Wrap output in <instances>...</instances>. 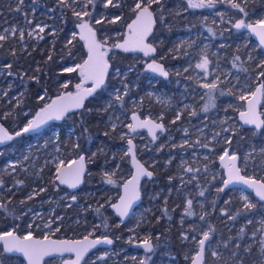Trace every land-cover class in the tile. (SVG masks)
<instances>
[{"label": "flooded vegetation", "instance_id": "af4514ba", "mask_svg": "<svg viewBox=\"0 0 264 264\" xmlns=\"http://www.w3.org/2000/svg\"><path fill=\"white\" fill-rule=\"evenodd\" d=\"M222 2L224 8L222 10H215L216 13L220 12L221 14L215 16L216 22L209 26V29H211L210 34L204 33L200 28L206 25V23L208 24L207 20H205V15L210 12L209 10L199 11L197 14L194 10L193 12L186 10L188 11L187 13L182 12L179 15L174 12L173 8L169 12L164 11L163 13L151 10L154 13L155 23L153 31L146 38V43L152 45L155 51L148 56H145L144 53L125 52L122 49L113 47L116 43H123L129 35V31L126 33V28L135 19V16L129 23L124 25L122 30L114 34L115 38L112 40V43H109L110 41L107 40L105 44V48L107 49L105 59L120 54L121 56L135 60V64L125 69H115L118 73L126 72L127 94H124L123 101H125V104L113 99L114 104H111L112 106L109 107L108 101L110 99H107L102 109L106 113V127L111 130L107 120L112 116L119 117L117 122L122 123L123 131L121 134H124V138L121 140L132 139L133 152L136 158L146 169L153 173L150 180L145 179L141 183L140 204L134 209L129 219L132 218L133 214L144 203L146 189L151 188L158 181L160 183L159 188L163 189L166 186H170L177 189L178 193L174 199L176 204L174 206L173 203L175 208L172 214L176 224L177 219H180L182 215L186 217V220L181 225L177 224L176 229H174L175 240L173 247L165 249L162 232H158L156 235H158L159 239L151 241L154 249L150 253H145L142 249L134 248V246L141 244L142 240L135 239V243L133 241L130 243L128 239L129 232H117L116 238H112L98 229L97 232L91 235L84 233L81 237L68 236L67 234L71 231H56L50 234L49 238L53 240L74 241L81 240L84 236H89L93 240L103 236L112 239L113 243L109 248L94 249L80 264H130L133 261L128 257V253L132 252L142 254V260H145V264H171L165 258L166 253L167 255L171 254L176 259V263L174 264H191L192 257L195 256L198 250V245L192 240V237L196 236L197 240L201 239L202 233L207 231L209 227L212 228V232L210 233L209 240L205 242L204 255L201 260L202 264H241V262L242 264H261L260 241L264 239V202L256 197L255 192L244 190L242 187H228L221 193H217L216 189L223 186V180L228 178L225 165L229 161L226 158L222 163L219 159L224 154L223 149L225 148L228 149L229 154L235 153L239 157L237 166L241 168L242 175L264 182V171L256 166L250 167V169L244 167L242 158L246 147L244 145V130L257 134L260 133V139L264 142V125L260 130L244 128L240 122L239 112L245 110L246 101L238 99L239 95H245V78H247L246 82H249L251 79L249 77H252L253 74L264 71V67H257L261 64L257 62L258 60L253 63L246 62L245 57L249 55V49L245 44V38L247 37V41L255 46L257 53L264 56V51L252 40L247 28L235 29L232 26L239 19H244L247 24L255 25L257 21L264 19V14L262 13L264 10H259L253 14L247 13L245 16L236 10H228V0H222ZM244 4L245 2L242 6ZM161 16L163 20H161ZM198 19L201 23L198 22ZM197 33L198 36L190 38L192 34ZM108 45L112 46V52L111 47ZM202 57H206L209 60L207 76H205L204 70L196 67V64L201 62ZM236 57H239V59H236ZM153 61L163 66L164 70L168 72L167 77L155 74L150 69L145 70L147 65L153 63ZM248 66H254L255 71H250ZM109 70L106 74H108ZM217 77H219L217 89L212 91L215 107H209L208 111L205 112L203 109L205 104L209 103L208 95H206L209 90L201 87V85L211 83ZM115 79L118 84V78ZM260 80L261 78L254 80L257 86L260 84ZM86 82L88 84L87 88L92 86V83L88 81H84L82 85L84 86ZM255 88L253 91H255ZM221 92L224 95H221ZM260 102L259 114L261 120H264V94L261 95ZM106 105L107 107H105ZM75 112L77 111L67 115ZM193 112L195 115L191 114ZM133 114L138 116L140 120L147 119L154 123L162 124L164 131L161 132L157 129V138L155 140L144 131L129 132L126 125L132 123ZM67 115H64L61 121ZM177 115H179V119H177ZM221 121H226V123L222 124ZM0 124L13 136L12 140L0 143V205H2L0 207V224L1 222H18L21 218L28 223H34L35 219H39L40 223L45 222L54 215L53 207H51V202H53L52 195L48 190L50 182L47 183L43 174V170H45V175L50 180L51 168H43L41 161H35L31 153L27 159L24 157L22 164L19 162L18 166L15 167L14 173L8 171H6L8 173H5L3 171L5 164L10 162L14 155L18 156L26 153V147L30 145L33 136L35 137L37 134H22V139H20V136H15V133L20 130L13 133L4 124ZM55 124L58 123L47 125L43 129ZM224 127L236 130V134L232 137V140L236 137V146L239 148V151H236V146H233L231 149V145L224 140V137L232 135L231 131L228 133L222 132L221 130ZM216 132H221V136L214 138V133ZM29 138L30 140L32 138V140L27 143ZM22 142H26L23 146L25 149L23 151L20 150ZM35 144H33L34 149L36 147ZM202 144H208V147H202ZM173 145L176 146L173 147ZM144 146L147 148H144ZM114 150L121 153L120 149ZM171 155L173 156L172 163L175 169L173 171V181L166 179L171 174L164 170L165 166L163 163ZM182 156L185 158L189 157L190 163L183 168L179 166L180 157L182 158ZM254 156L257 155L254 153ZM127 158L129 159V163L126 162L127 168L130 170L131 176L129 155L125 156L124 159L127 160ZM250 163L255 164L256 162L252 160ZM86 164L88 170L89 164L87 160ZM39 166L40 169L37 172L36 168ZM7 168L10 169L9 167ZM185 168H192L193 171L185 172ZM54 175L56 176V172H54ZM156 175H158L157 180L151 184ZM182 175H184L183 178H181ZM193 176L196 178L192 179ZM17 181H21L22 183L18 184ZM122 184H120V187ZM3 187H9L10 189L3 190ZM56 187L64 189L57 184ZM41 188L45 189V191L41 192ZM64 190L69 194H75L79 191L70 193L66 189ZM201 191L204 192L203 196L199 195ZM242 194L248 196L250 202L255 207L250 212L236 215L237 210L243 207L244 201L240 199ZM143 195L145 196L144 198ZM29 196L33 198L28 199ZM119 197L120 190L116 192V197L109 204H116ZM183 199L185 201L189 199L193 201L191 207L192 216L183 214ZM21 201H23L22 210H20ZM63 201L65 202L64 198ZM225 201L230 202L225 204ZM10 204L13 206L12 208L9 207ZM94 205V210L96 211L98 204L94 202ZM90 208L91 205L88 204L87 213L90 212ZM110 209L112 212V207ZM221 210H223L224 214H222ZM64 213L65 210H62V215H54L53 219H58L57 222H59L61 216L64 217ZM160 214L168 219L170 215L169 209L162 208ZM202 215L204 216V220H200V216ZM229 215L236 218L230 220L228 219ZM68 218L69 216L66 217V220ZM74 219L70 223H67V225H71ZM150 219L152 220V217ZM159 222H161V226L164 228V219ZM117 223L118 225H123L118 220ZM8 228L6 231H8ZM144 228L145 226L142 227V229ZM241 228H244L243 233L240 232ZM165 229L167 231V228ZM254 232L255 236H253ZM182 233L188 239H184L181 235ZM234 238L237 241H234ZM235 242L240 247L234 248ZM249 246L251 247V252H246L245 248ZM212 247L219 254L216 258H212L214 250ZM122 248H126L128 251L125 253L118 252ZM106 250L115 252L118 262L110 257H104L103 260H100V255ZM234 252L236 253L235 256L232 255ZM6 257L10 256L5 255L0 250V264L5 263L3 260L7 262ZM70 261H74V257L65 256L47 259L43 264H65V262ZM134 261L137 262L136 259Z\"/></svg>", "mask_w": 264, "mask_h": 264}, {"label": "trees", "instance_id": "16d2710c", "mask_svg": "<svg viewBox=\"0 0 264 264\" xmlns=\"http://www.w3.org/2000/svg\"><path fill=\"white\" fill-rule=\"evenodd\" d=\"M178 0H161V5L152 6L153 10L163 13L164 11H170L174 7L173 4ZM136 0H114V3H118L119 7H104V0H95L93 5L87 7V11L91 13V16L84 17L90 25H93L96 20L101 19V17H106L108 21H111L115 16H120L121 19L116 23H102L94 24L96 32L99 34L100 38H107L112 43L115 36L119 30H122L124 25L129 23L135 14L132 12V8L135 5ZM25 10L21 12V19L23 22H30L29 25L32 26L35 23V18L37 15H41L42 18H47L48 21L55 22L57 28L45 29L43 33L33 38H23L16 40L19 41V46H14L12 43L15 39L7 38L4 41H0V84L2 88L7 89L9 97L17 95L19 99L23 101L19 107L14 106V100L10 103L5 104V100L0 101V123L4 124L5 127L10 130V132H16L22 129L26 124L27 120L33 116L35 112L40 111L41 108L45 106L47 97H56L60 94L61 90L65 91L73 90V83L77 81L76 73L64 72V67L74 59L75 62H83L86 56V51L82 42L74 37L75 25L79 23L77 17L73 14L74 7L72 6V0H67V5L58 4L57 0H23ZM207 3V0H205ZM160 6V8H156ZM248 14H253L259 10H264V0H251L246 1L243 5ZM36 8L37 10H32ZM224 4L222 0H213L212 7H202L194 8L195 13L199 11L209 10H222ZM228 10H234L228 5ZM76 11V10H75ZM51 17V19H49ZM56 19V20H55ZM50 33V31H53ZM42 36L43 39L39 37ZM71 40L72 43L69 44L68 41ZM23 48H22V47ZM109 46V45H108ZM111 52L113 51L112 46ZM13 50H15V55H13ZM51 57V59H49ZM109 72L106 76L104 86L95 92L90 98L84 102V106L77 112L67 115L64 117V124H61V131L58 134L57 143L63 149L62 153H65L66 147L63 145L64 133L66 127H71L73 129L74 137L68 140V146L70 148L74 145L79 144L80 147H74L72 153L77 158L80 155L86 157V160L90 158L91 151L95 150V146L98 144L108 147L111 149H118V147L124 143L121 140V132L123 131V125L121 122H117V128L115 131L109 130L106 127V113L102 111L107 99L111 96L113 87L117 84V80L113 78L112 70L116 68L125 69L129 66L135 64V60L128 58L126 56H121L117 54L109 58ZM11 64L12 68H5L4 65ZM4 70L11 72L14 76V80L8 82L9 77H3ZM126 75V73H125ZM30 77H36V79H30ZM127 77V76H126ZM127 79V78H126ZM247 81V79H246ZM264 81V77H261L260 83ZM67 83L68 87L64 88L63 85ZM23 93L21 97L20 94ZM43 95L44 100H38L37 96ZM125 104V101H123ZM13 110V111H12ZM10 113L11 115L7 118L4 117V113ZM25 113V114H24ZM87 129V131H85ZM109 133L105 135V133ZM244 145L247 146L252 140L261 142L262 140L260 133H254L249 130H244ZM259 136V137H258ZM236 138V137H235ZM233 139L231 143V149L236 146L237 139ZM20 139L22 137L20 136ZM34 139V136H33ZM32 140V138H31ZM30 138L27 141H31ZM26 143V142H25ZM25 143L22 142L20 150L23 151ZM47 143L49 146V141L40 139L37 144ZM35 144V145H37ZM18 151V150H17ZM236 151L239 148L236 146ZM107 159L108 156H100L94 158V165L89 164L87 173L84 178L83 187L77 192L82 193L83 191H90L94 193V196H87L86 201L83 202V198H78L76 200L63 201L60 196L66 193L64 189L56 187L54 171L51 170L50 180L47 178L46 171L43 170L44 178L47 183L50 182L48 190L51 192L52 201L51 207H53L54 215H62V210H65L64 217L61 216L59 222L54 223L51 227H56L57 224L61 225L59 231L72 230L71 225H67L70 221L78 217L79 213L77 207L74 206L76 203H81V206L87 207L88 204L91 205L90 212L87 213V219H92L93 223L98 222V230L103 231L112 238H116L117 232L128 233L127 225H119L117 227V220L113 216L110 208H100V212L94 210V202L96 198L100 195V192L96 190L99 185L95 184L97 182V176L99 175L96 168L100 165L103 159ZM116 159L109 162L107 165L112 167ZM122 165L127 170L126 159L122 161ZM158 178V175L154 177L151 184L154 183ZM91 180L90 182L88 180ZM39 181V180H38ZM124 181H119L121 184ZM118 188V187H117ZM116 192L118 191L115 189ZM119 195V193H117ZM106 196H102L101 199H105ZM145 196L143 195V198ZM9 207H13L11 204ZM20 210L23 208V203L20 202ZM69 216L68 220L66 217ZM162 222V221H161ZM161 222H157L152 226V234L156 235L158 232H162V239L164 245L173 247L174 245V228L171 227L169 231H166V227L162 228ZM107 227H104V224ZM29 223L21 218L18 222H1L0 232L6 231L8 227H13L19 233L25 231ZM114 234V235H113ZM19 235V234H18ZM20 236V235H19ZM234 241L235 238L233 239ZM3 260V264H22V261L18 258L6 257Z\"/></svg>", "mask_w": 264, "mask_h": 264}, {"label": "snow or ice", "instance_id": "6c2138e0", "mask_svg": "<svg viewBox=\"0 0 264 264\" xmlns=\"http://www.w3.org/2000/svg\"><path fill=\"white\" fill-rule=\"evenodd\" d=\"M58 4L60 5H67V0H57ZM95 0H85L83 3L82 11H73V14L77 17L79 23L77 27L81 30L80 37L81 39L87 40V47H88V59L84 61L83 64H78L75 67H66L63 69L64 72H74L79 70V74L81 76V84H77L76 88L78 91L73 94L71 92L65 93L61 96H58L55 100H52L51 103L45 104L40 111L36 112L35 117L33 119L28 120L27 124L15 133V136H21L23 133H29L32 131H36L42 125H44L48 120H60L65 113H67L70 109H80L84 106L85 98L91 96L96 89L100 88L101 85L105 83V74L108 70V61L105 59V55L107 53V49L105 48V44L107 41H99L97 40L96 36L97 33L90 26V24L84 20V17L91 16V13L87 11V7L89 5H93ZM20 3H23V0H20ZM72 3H76V0H72ZM231 8L238 11L239 13L247 15L246 9L242 4L244 0H228ZM161 5V0H136L134 7L132 8V12L135 14V19L132 20L131 23L127 25L129 30V35L125 38L123 43H116L113 47L117 49H122L125 52L129 51H140L143 52L145 56H148L150 53L155 51V48L146 43V38L149 34L153 31V25L155 23L154 20V13L151 11L153 5ZM213 0H187V7L188 8H202V7H212ZM111 7H119L118 3H114V0H104V7L108 8ZM162 7V5H161ZM16 11H20V8L17 7ZM179 15V13H177ZM121 19L120 16H115L111 21H108L106 17H101L95 21L96 24L102 23H116ZM161 20L163 17L161 16ZM235 29L241 28H248L251 32L255 33V35L259 38L261 45H264V19L257 21L255 25L245 23L244 19L236 20V22L232 25ZM39 33H43L45 31L44 27H39ZM7 31V30H6ZM12 33L15 34L17 31L16 28H13ZM211 32V29H209ZM29 36L33 35V32L28 33ZM75 37V33L73 34ZM8 37L4 34H0V41L6 40ZM24 33L23 31L20 32V39L23 41ZM43 39L42 36L39 37ZM69 44L72 43L71 40L68 41ZM13 55H15V50H13ZM51 59V57H49ZM239 59V57H236ZM208 65L209 60L206 57H202L201 62L196 64V67L199 69L204 70L205 76L208 75ZM5 68L11 69V64L4 65ZM148 69L153 72L159 73L161 76H168V72L164 70L163 66L153 61L147 65ZM235 67V65H233ZM257 67H264V61L261 62L260 65ZM12 75L11 72L8 73ZM119 74V73H118ZM261 77H264V71H261L257 75V79L259 80ZM30 79H36V77H30ZM85 80L92 81V87L88 89H82V84ZM219 77L216 78L211 83H204L201 87L206 88L209 90L206 95H208L209 103L205 104L204 111L207 112L209 107H215L214 97L212 95V91L217 89V81ZM64 88H67L68 85L64 84ZM125 95L127 94V85H124ZM224 95L223 92L220 93ZM231 94V93H229ZM264 94V81H262L256 88L255 91L249 93V95H239L238 99L241 101H247V109L239 112V118L243 122L244 125H255L256 129H260L262 125H264V120L260 119V116L256 112V104L259 103L260 96ZM4 95L7 96V91L4 92ZM23 96V93L20 94ZM250 97V98H249ZM38 100H44L45 97L43 95L37 96ZM114 99L118 102H123L124 95L120 94V90H116V95ZM23 101L21 99L17 100V107L22 104ZM112 105L110 104L109 107ZM195 115V113H191ZM11 115V113H4L3 118H7ZM177 119H179V115H177ZM111 120V118H110ZM133 123L127 124L126 127L129 129V132H135L139 128H147L149 135L155 140L156 137V130H160L161 132L164 131L163 125L160 123H154L151 120H140L138 116L133 114L132 116ZM221 123H226V121H221ZM117 128V124L111 123V130L115 131ZM87 131V129H85ZM224 133L232 132L231 136L224 137V140L231 145L232 137L236 134V130L230 129L228 127H224L221 130ZM109 133H105L108 135ZM221 136V132L214 133V138ZM124 138V134H121V139ZM13 136L10 135L7 130L0 126V143H3L6 140H12ZM128 149L124 155H131L133 165L136 168L135 174L132 176V179L126 181L124 183V192L125 194L120 197V202L118 204H111V207L115 209L116 213L119 215L121 221L124 219L125 216L128 215L129 209L132 207L134 201L139 199V191L137 189V184L140 180L141 176H146L151 178L153 173L146 169L142 164H140L135 157L133 152V142L132 139L129 138L127 140ZM187 143V141H185ZM202 147L207 148L208 144H202ZM74 147L79 148L80 145L76 144ZM223 155L219 157V159L223 162L226 158L229 161L228 164L225 165L227 169V179L223 180V186L218 187L216 189L217 193L224 192L229 185L233 183H239L246 186L249 189H253L255 191L256 197L259 198L260 201L264 202V182L254 179L250 176H245L241 174V168L237 166V160L239 157L235 154H229L227 148L223 149ZM261 156H264V149H261L260 153ZM96 154L93 153V156ZM249 157L246 156L245 160ZM27 159V157H25ZM91 159V158H88ZM86 157L81 155L78 160L71 161L68 165H65L64 161H60L56 168V179L59 180L60 184H66L69 188H75L80 182V178L84 173V163ZM75 165V167H72ZM13 170L15 169V164H10ZM119 164L116 165V168L119 169ZM185 172H192V168H185ZM116 175V172L113 171L111 173L105 172L104 178L107 184L115 183L113 177ZM196 177L193 176L192 179ZM171 179V178H170ZM183 182V181H182ZM17 183H22L21 181H17ZM41 192L45 191V189L41 188ZM200 196L204 195V192L201 191L199 193ZM32 196H29L28 199H32ZM71 199L74 201L76 200V196L73 195ZM240 199L244 201L243 207L237 210L236 215H241L242 213L250 212L255 205L250 202L249 197L246 195H241ZM230 201H225V204H228ZM23 203V201H21ZM193 201L191 199L186 201V207L184 209V214L187 216H192L193 212L191 210ZM2 207V205H0ZM104 205L101 204L97 209V213L100 212V208H103ZM222 214L223 213V210ZM236 217L229 215L228 219L234 220ZM200 220H204V216H200ZM251 223V221H249ZM107 227L108 225L105 223L103 225ZM119 225H117L118 227ZM29 228L32 227L31 224L28 225ZM45 227H50V225H45ZM99 227V225H97ZM56 231H59L57 228ZM212 232V228L209 227L207 231L202 233V238L197 240L196 236L192 237V240L197 243L198 250L195 256L192 257V264H200L201 260L203 259L204 250H205V242L209 240L210 233ZM240 232H244V228L240 229ZM91 235V233H89ZM184 239H188L186 235L183 233L181 234ZM255 236V232L253 233ZM133 238H129V242H132ZM159 239V237H157ZM0 241H3V251L6 253L12 252H19L23 253L24 257L27 258L28 264H40V261L45 257L49 256L52 253H63V252H74L76 254V260L65 262V264H80L81 258L84 256L89 249L95 247L98 244H108L111 245L113 243L112 239L108 238L107 236L98 237L94 240H90L89 236H84L82 240L77 241H70V240H50L47 234L44 235L43 239H35L33 237L32 232H28L23 236L16 235L15 231H3L0 232ZM141 246L145 250V252H152L154 249V245L151 242L150 237H144L141 241ZM237 247H240L238 244ZM260 249H261V264H264V239L260 241ZM246 252H251V247L245 248ZM105 255H107L105 253ZM219 254L216 251L212 252V256L216 257ZM233 256L236 253H232ZM99 259L103 260L104 256L99 257ZM135 260V257H133ZM139 264H145V260H141ZM242 264V262H241Z\"/></svg>", "mask_w": 264, "mask_h": 264}, {"label": "rangeland", "instance_id": "374dc122", "mask_svg": "<svg viewBox=\"0 0 264 264\" xmlns=\"http://www.w3.org/2000/svg\"><path fill=\"white\" fill-rule=\"evenodd\" d=\"M246 1H251V0H244V2ZM85 2V0H76V3H72V6L74 7L73 9L76 10L77 12L84 10L83 9V3ZM239 2V0H238ZM153 6H156L155 4ZM173 10L174 12L177 13H182L185 12L187 13L188 11L186 10H191V12H193L194 8H188L187 7V0H178L173 4ZM17 7L20 8V11H16ZM25 6L24 3H20V0H0V34H4L6 35L9 39H15V41H13V45L14 46H19V41L16 40H20V32L23 31L24 33V37L25 38H35L36 36L40 35L41 33H39V27H44L45 29H50V28H57V24L55 22H51L48 21L47 18H42L41 15H37V17L35 18V23L30 26L29 23L30 22H23V20L21 19V12L22 10H25ZM156 8H160V6L156 7ZM32 10H37L36 8H32ZM87 10V9H86ZM153 10V9H151ZM264 14V11L262 12ZM221 13L218 12L216 13V11H210L205 15V20H207L208 24L206 23V25H203L201 28V30L204 33H208L209 32V26L213 23L216 22V18L215 16H219ZM49 19H51V17H49ZM56 20V19H55ZM198 22L201 23L198 19ZM96 24V23H94ZM93 24V25H94ZM93 25H90L91 27H93V29L96 31V29L94 28ZM16 28L17 31L15 32V34L12 33V29ZM7 30V31H6ZM29 32H33L32 36H29L28 33ZM54 32L50 31V33ZM97 33V32H96ZM197 34H192L190 36V38H195ZM75 37H77V34L75 32ZM97 40L99 41H107L108 39L105 38H100L99 34L97 33L96 36ZM245 44L246 46H248L249 49V55H246L245 60L248 63H253L256 62V60H258L257 62H262L264 61V56L257 53L255 51V46L251 43H249L247 41V37L245 38ZM22 47V46H21ZM23 48V47H22ZM108 61V63L110 62L109 59H106ZM83 62H75L74 59L71 60L70 63H68L64 68L66 67H75L78 64H83ZM248 69L250 71H255L254 66L250 67L248 66ZM3 77H9L10 79L8 80V82H11L12 80H14V76L13 75H9L7 70H4L3 72H1V74H3ZM69 73V72H67ZM71 73H76V78L77 81L73 83V90L68 91L71 92L73 94H75L77 91L76 85L77 84H81V76L79 74V70L71 72ZM126 72H120L118 74V72L116 70H112V75L113 78H118L119 83L116 84L113 87L111 96H109L108 98L110 99V101H108L109 104H114L113 103V99L116 95V90L119 89L120 90V94L124 95L125 93V89H124V85H127L126 83ZM257 74H253L249 82H246L245 78V86H244V93L245 95H249L250 92H252L254 90V88L257 86L256 82L254 81L257 78ZM107 76V74H106ZM248 77V76H247ZM67 84V83H65ZM87 82L85 83V85L82 87L87 88ZM8 91L7 89L2 88L1 84H0V101L1 100H5L6 103L8 104L10 103L12 100H14V106L17 105V100L19 99V97L17 95H13L11 97H9V94L7 96L4 95V92ZM67 91H65L64 89L61 90L60 95H63L65 93H68ZM8 93V92H7ZM58 96L52 98V97H47L46 103L45 104H49L53 99L57 98ZM137 101H139V99H137ZM118 102V101H117ZM107 107V105L105 106ZM264 107V106H263ZM13 111V110H12ZM11 113V112H10ZM25 114V113H24ZM36 112L33 114V116L31 118H29L28 120L32 119L35 116ZM119 118V117H118ZM117 117H111L107 120V123H109L110 127H111V123H117ZM27 120V122H28ZM61 124H64V121H61L58 124H55L53 126L47 127L45 129H43L39 134H37L34 139L32 140V142L30 143V145L28 147H26V153H23L21 155H14L11 159L10 162H7L3 168V171L5 173L11 172L14 173V170L9 167L10 164H15L16 166H18L19 162L22 164L24 157H28L31 153L32 156L34 157L33 159L35 161H41L42 167L49 169L51 168V170H53L54 172H56V168L58 166V164L60 163V161H64L65 164L71 162L73 159H77V156H74V154L72 153L74 147L70 148L68 146V140L72 137H74L73 135V129L71 127H66L65 129V133H64V140H63V145L66 147L65 149V153H62L63 149H61V147L59 146V144L57 143V139H58V134L61 131ZM43 139L45 141H49V146L47 145V143H43V145L41 143L37 144V142ZM36 143L37 145H35V149L33 144ZM179 144V142H178ZM176 145H173V147H175ZM144 148H147L144 146ZM121 150V153H119V151H115L114 149L111 151L108 147L106 146H102L98 144L95 146V150L91 151V155L90 158L88 159V164H92L94 165V158L97 157H102V156H108L107 159H103V161L100 163V165L96 168V170H98L99 175L97 176V182H95V184L99 185V188L96 190L97 192H100V195L96 198L95 202L98 204V207L103 204L104 208H110L111 204H109V202H112V199L116 197V191L115 188H117L118 192L120 190V184L118 183L119 181H125L127 178H129L130 176V170H125V167L122 165V161H124L125 156L124 153L127 152L128 149V144H127V140H124V143L121 145L120 148H118ZM261 149H264V142H254L251 141V143H249L245 149H244V153H243V165L244 167H247L250 169V167L256 166L257 168H259L260 170L264 171V156H261L259 153L261 151ZM93 153H95L96 155L93 156ZM255 155L257 156H254ZM26 154V155H25ZM248 156L249 158L247 160H245V157ZM115 163L112 167H109L107 164L113 160H115ZM254 162L255 160V164H251L250 161ZM127 163H129V159L127 158L126 160ZM173 156L171 155L170 158H168V160H164V170L168 171L170 174V176L166 177L167 180H171L173 181L174 179V173L173 171H175L174 166H173ZM189 163V157L185 158L182 156V158L180 157V162H179V166L181 168H183L184 166L188 165ZM119 164V169L116 168V165ZM190 164V163H189ZM7 167H9L10 169H8ZM40 169V166L36 168V171L38 172ZM8 171V172H6ZM115 171L116 175L113 177L115 183L113 184H107L105 182V178H104V173L108 172L111 173ZM89 175V174H88ZM184 175L181 176V178H183ZM171 178V179H170ZM89 182L91 181L90 179L88 180ZM160 183L155 182L154 185L150 188L146 189L145 192V200L144 203L138 208V210L133 214L132 218L129 219V221L127 223H125V225H127V229H129V235H128V239L129 238H133L132 241L133 243L134 240H142L144 237H150L151 241L152 240H157L158 235H153L152 234V226L155 225L158 221L163 220L164 219V226L167 228V232L168 230L173 227L174 229H176V225H181L183 221L186 220V217L184 215L181 216L180 219H177V224L175 222V218L173 217V210H174V206L176 204V202L174 201L176 194L178 193L177 189L175 187H170V186H166L165 188H159ZM4 188V187H3ZM183 188V187H182ZM8 190L10 189L9 187L4 188L3 190ZM75 195L76 199L78 198H83V202L84 203L86 200L85 198L87 196H94V193H91L90 191H83L82 193H79V195L77 193L75 194H69V193H64L61 195V197L64 198L65 202L66 200H72L71 197ZM102 196H106L105 199H101ZM118 198V197H117ZM117 200V199H116ZM116 202V201H115ZM114 202V203H115ZM174 203V206H173ZM184 209L186 207V201L183 199V203H182ZM74 206H76L77 208H80L78 210L79 213V217L77 219H74L71 222L72 225V230L69 234H67L68 236L71 235L73 237H81L83 236L84 233H95L97 232V225H99V223L92 221V219H87L86 215H87V207H83L81 206L80 203H76L74 204ZM162 208H168L170 215L168 216V219L164 216H162V214H160V210ZM52 212V210H51ZM54 212V211H53ZM168 212V211H167ZM184 214V213H183ZM54 215L52 216L51 219L40 223L38 220L39 219H35L32 223L30 222L29 224L32 225L31 228L27 227V229L25 231H22L21 233H19L17 230H15V228H8V231H12L14 230L16 234H19L20 236H23L25 234H27L29 231L32 232L34 237H39V238H43L45 234H47L48 236H50V234L55 233L56 229L60 228V225H56V227L52 228L51 226L56 223L58 221V219H53ZM152 217V220L150 219ZM174 219V220H173ZM118 225V223H116ZM45 225H50V227H45ZM145 226L144 229H142V227ZM101 231V230H100ZM175 240V239H174ZM213 246V245H212ZM165 249L170 248V246L168 245H164ZM214 247H216V245H214ZM214 247H212V249H214ZM237 247V243L235 242L234 248ZM128 250H126V248H122L120 249L118 252L120 253H125ZM215 251V249L213 250ZM105 253L107 255H105ZM100 256H104V257H110L112 258L114 261L118 262V258H117V254L115 252H112L111 250H106L102 253V255ZM128 257L131 258L132 261H134L133 257H135V259L137 260L134 262H131L130 264H134V263H138L143 259L142 254L137 253V252H132V253H128ZM165 258L168 259L171 264L176 263V259L171 255H165ZM212 258H216L214 256H212ZM101 260V259H100ZM150 263V261H149ZM23 264V263H22Z\"/></svg>", "mask_w": 264, "mask_h": 264}, {"label": "water", "instance_id": "95a60500", "mask_svg": "<svg viewBox=\"0 0 264 264\" xmlns=\"http://www.w3.org/2000/svg\"><path fill=\"white\" fill-rule=\"evenodd\" d=\"M78 24V23H77ZM77 24L75 25V32H76V34H77V38H78V40L80 41V42H82L83 43V45H84V49H85V51H86V56H85V59H84V61L85 60H87L88 59V47H87V40H85V39H81V37H80V29L77 27ZM128 27L126 28V33H128ZM247 31H248V33L250 34V36H251V38H252V40L254 41V42H256V44L264 51V45H261V43H260V40H259V38L255 35V33H253V32H251L248 28H247ZM131 52H136V53H143V52H140V51H131ZM109 65V64H108ZM108 70H109V67H108ZM107 70V71H108ZM145 70H148V67H146L145 68ZM151 71V70H150ZM151 72H153V71H151ZM153 73H155V74H158V75H160L159 73H157V72H153ZM105 80H106V74H105ZM85 81H88L89 83H92V81L91 80H85ZM104 86V84L103 85H101V87L100 88H98V89H96V91L95 92H97L98 90H100L102 87ZM92 86H90L89 88H91ZM82 89H88V88H82ZM78 91V90H77ZM94 92V93H95ZM93 93V94H94ZM92 94V95H93ZM91 95V96H92ZM61 96V95H60ZM88 97H90V96H88ZM88 97H86V98H88ZM85 98V99H86ZM56 99V98H55ZM55 99H53V100H55ZM261 96H260V99H259V103H257L256 104V112H257V114L260 116V114H259V109H260V106H261ZM52 102V101H51ZM50 102V103H51ZM81 109V108H80ZM80 109H70L67 113H65V115H67V114H69V113H71V112H74V111H78V110H80ZM247 109V101H246V105H245V110ZM35 117V116H34ZM33 117V118H34ZM260 119H261V117H260ZM61 121V119L60 120H55V119H52V120H48L44 125H42L39 129H37L36 131H32V132H29V133H23V135H30V134H38V133H40L41 131H42V129L45 127V126H47V125H50V124H53V123H59ZM240 122H241V124H242V126H244V128H247V129H255V130H260V129H256L255 128V125H244L243 124V122L240 120ZM132 123H133V121H132ZM0 126H2L1 124H0ZM263 126V125H262ZM140 131H144V132H146V133H148V135H149V132H148V129L147 128H139V129H137L135 132H140ZM156 132H157V130H156ZM150 136V135H149ZM151 137V136H150ZM152 138V137H151ZM8 140H6V141H4L3 143H5V142H7ZM81 156V155H80ZM79 156V157H80ZM79 157L77 158V159H74L73 161H76V160H78L79 159ZM135 157H136V155H135ZM129 158H130V168H131V176L126 180V181H128V180H130V179H132V176L135 174V172H136V168L134 167V165H133V161H132V157H131V155H129ZM136 160L140 163V161L136 158ZM222 162V161H221ZM223 163V162H222ZM69 164V163H68ZM68 164H66V165H68ZM141 164V163H140ZM72 167H75V165H72ZM57 175V174H56ZM87 175V164H86V160H85V163H84V173L82 174V176H81V178H80V180H81V182L75 187V188H69L66 184H60V182H59V180H57L56 179V176H55V182H56V184L59 186V187H61V188H64V189H66L68 192H70V193H74V192H76L77 190H79L81 187H82V185H83V182H84V177ZM150 180L151 178H148V177H146V176H141L140 177V180H139V182H138V184H137V189H138V191H139V199L138 200H136V201H134L133 202V204H132V207L129 209V213H128V215L127 216H125L124 217V219L121 221V219H120V217H119V215L116 213V211H115V209H113L112 208V212H113V214H114V216H115V218L121 223V224H124L125 222H127V220L129 219V217H130V215L132 214V212L134 211V209L140 204V187H141V183L144 181V180ZM126 181H124L123 182V184L121 185V187H120V197L121 196H123L124 194H125V192H124V183L126 182ZM228 187H242L244 190H247V191H251V192H255L253 189H249V188H247L246 186H244V185H242V184H239V183H233L232 185H229ZM120 197H119V199H118V201L116 202V204H118L119 202H120ZM17 235V234H16ZM19 236V235H18ZM35 238V237H34ZM35 239H40V238H35ZM43 239V238H42ZM50 239V238H49ZM90 239V238H89ZM50 240H53V239H50ZM82 240V239H81ZM90 240H93V239H90ZM71 241V240H70ZM74 241H77V240H74ZM3 241H0V250L5 254V255H7V256H10V257H17V258H19V259H21L22 260V262H23V264H28V261H27V258L26 257H24V255H23V253H19V252H12V253H6V252H4L3 251ZM111 245H108V244H98V245H96L95 247H93V248H91V249H89L88 250V252H86L85 254H84V256L81 258V260H80V263H81V261L91 252V251H93L94 249H96V248H109ZM134 248H139V249H142L144 252H145V250L143 249V247L141 246V244H139V245H137V246H134ZM145 253H150V252H145ZM65 256H72V257H74V261L76 260V254L74 253V252H63V253H52L51 255H49V256H45L41 261H40V264H43L44 263V261L45 260H47V259H52V258H59V257H65ZM192 264V263H191ZM200 264H202V262H200Z\"/></svg>", "mask_w": 264, "mask_h": 264}, {"label": "built area", "instance_id": "2783aa9c", "mask_svg": "<svg viewBox=\"0 0 264 264\" xmlns=\"http://www.w3.org/2000/svg\"><path fill=\"white\" fill-rule=\"evenodd\" d=\"M134 262V261H133Z\"/></svg>", "mask_w": 264, "mask_h": 264}]
</instances>
